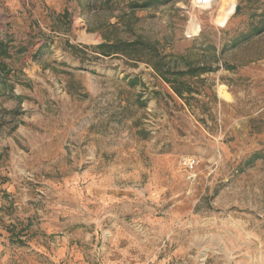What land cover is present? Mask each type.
Wrapping results in <instances>:
<instances>
[{"label": "rangeland", "instance_id": "1", "mask_svg": "<svg viewBox=\"0 0 264 264\" xmlns=\"http://www.w3.org/2000/svg\"><path fill=\"white\" fill-rule=\"evenodd\" d=\"M18 1L0 0V264H264V0ZM105 37L212 71L182 99L152 52L89 48Z\"/></svg>", "mask_w": 264, "mask_h": 264}, {"label": "trees", "instance_id": "2", "mask_svg": "<svg viewBox=\"0 0 264 264\" xmlns=\"http://www.w3.org/2000/svg\"><path fill=\"white\" fill-rule=\"evenodd\" d=\"M170 0H150L141 6H151L161 3L169 2ZM106 42L100 43L95 46H91L89 48L93 49L96 53L103 56H110L113 54H123L128 56L129 58L140 61V52L142 50H148L152 52L154 56V61L151 62L152 66L156 70V72L165 80L168 84H170L173 91L182 99H188L186 95H190L194 92L195 88L190 85L187 80H184L186 75L190 76H199L205 72L212 71L211 68L206 67L205 65L199 67H192L188 65L185 69H172L170 68L171 61H175L178 63L182 60L179 55L175 54H162L158 49H154L146 45L145 42L141 40H133V41H117L112 42L105 37ZM5 43H0V56L7 55ZM6 64L0 61V69H4Z\"/></svg>", "mask_w": 264, "mask_h": 264}, {"label": "crops", "instance_id": "3", "mask_svg": "<svg viewBox=\"0 0 264 264\" xmlns=\"http://www.w3.org/2000/svg\"><path fill=\"white\" fill-rule=\"evenodd\" d=\"M14 1H16V2H18V4H20V1H18V0H14ZM24 3L25 2H27V0H22ZM17 3H14V5H16ZM37 16V15H36ZM12 17H14L13 16V14H12ZM38 17V21H39V16H37ZM20 19V23H21V25L20 26H24V25H27L28 24V19L29 18H27V15H26V12H24L23 14H22V16L21 17H19ZM40 22V21H39ZM18 24V23H17ZM12 26H14V23L12 22ZM85 234H87L88 236L87 237H94L92 234H91V232L89 231V232H87V233H85ZM39 237H46V235H44L43 233H41L40 235H39ZM66 237H68V236H66ZM106 237H144V235L143 234H141V235H139V234H135L134 232H129V231H127V229H126V227H119V228H117V230H115L114 231V233H113V235L112 236H106ZM131 252V250H130V248H128V249H126V250H124L123 252H121V253H119V255L125 260V261H123L122 259L120 260V259H115L114 261H111V262H108L107 264H125L126 262H127V260L129 259V257H130V255H129V253ZM118 255V256H119ZM125 262V263H124Z\"/></svg>", "mask_w": 264, "mask_h": 264}, {"label": "built area", "instance_id": "4", "mask_svg": "<svg viewBox=\"0 0 264 264\" xmlns=\"http://www.w3.org/2000/svg\"><path fill=\"white\" fill-rule=\"evenodd\" d=\"M200 164V159L197 156H189L184 159V165L189 171H194Z\"/></svg>", "mask_w": 264, "mask_h": 264}]
</instances>
